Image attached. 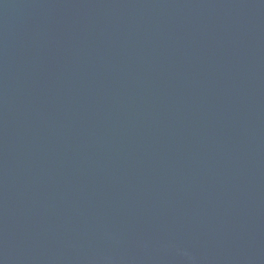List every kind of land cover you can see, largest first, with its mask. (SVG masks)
Instances as JSON below:
<instances>
[{"label": "water", "instance_id": "water-1", "mask_svg": "<svg viewBox=\"0 0 264 264\" xmlns=\"http://www.w3.org/2000/svg\"><path fill=\"white\" fill-rule=\"evenodd\" d=\"M0 264H264V0H0Z\"/></svg>", "mask_w": 264, "mask_h": 264}]
</instances>
